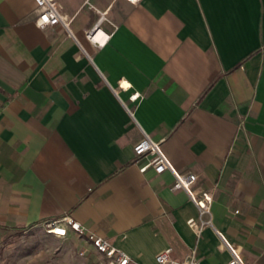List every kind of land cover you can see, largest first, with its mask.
Returning <instances> with one entry per match:
<instances>
[{
	"label": "crops",
	"instance_id": "crops-1",
	"mask_svg": "<svg viewBox=\"0 0 264 264\" xmlns=\"http://www.w3.org/2000/svg\"><path fill=\"white\" fill-rule=\"evenodd\" d=\"M57 1L69 34L0 0V230L68 215L139 264H264V0ZM141 132L213 193L198 238L172 175L139 170Z\"/></svg>",
	"mask_w": 264,
	"mask_h": 264
},
{
	"label": "built area",
	"instance_id": "built-area-1",
	"mask_svg": "<svg viewBox=\"0 0 264 264\" xmlns=\"http://www.w3.org/2000/svg\"><path fill=\"white\" fill-rule=\"evenodd\" d=\"M135 2L136 0H130ZM36 13V24L39 28L59 26L69 34L68 22L62 13V6L57 0H33ZM81 13L89 16L93 22L91 28L87 31L86 36L91 41H96L98 33L104 36V40L109 35H104L101 31V25L106 21L105 12L98 10L95 6L85 4L80 9ZM98 45H101L98 42ZM138 94L131 96L133 100ZM133 153L137 159L144 160L139 170L145 172L152 169L155 174L169 172L173 181L170 186L171 191H183L187 198L196 209L197 215L187 221L189 228L198 238L206 227H213L211 221V205L213 203V193L210 190H198L195 188L197 176L192 173H179L167 160L162 152L159 142L153 141L146 133L141 132V138L133 146ZM46 233L59 238H65L68 234L73 233L100 254L106 264H139L133 260L126 252L113 246L107 239L89 232L79 222L72 217L65 215L60 219L48 220L43 222ZM217 235L220 237L219 233ZM221 239L222 244L225 242ZM231 259L228 264H248L240 259L239 255L232 248H228ZM155 264H199L196 250L192 248L182 260H175L171 257V249H165L159 252L155 257Z\"/></svg>",
	"mask_w": 264,
	"mask_h": 264
},
{
	"label": "rangeland",
	"instance_id": "rangeland-1",
	"mask_svg": "<svg viewBox=\"0 0 264 264\" xmlns=\"http://www.w3.org/2000/svg\"><path fill=\"white\" fill-rule=\"evenodd\" d=\"M0 264H106V260L84 238L73 233L55 237L42 223L0 230Z\"/></svg>",
	"mask_w": 264,
	"mask_h": 264
},
{
	"label": "bare ground",
	"instance_id": "bare-ground-1",
	"mask_svg": "<svg viewBox=\"0 0 264 264\" xmlns=\"http://www.w3.org/2000/svg\"><path fill=\"white\" fill-rule=\"evenodd\" d=\"M96 40H101L102 39V34L98 33L95 37Z\"/></svg>",
	"mask_w": 264,
	"mask_h": 264
}]
</instances>
